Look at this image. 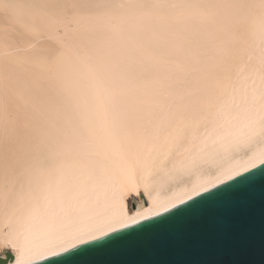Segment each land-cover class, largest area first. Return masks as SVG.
Segmentation results:
<instances>
[{"label":"snow or ice","instance_id":"obj_1","mask_svg":"<svg viewBox=\"0 0 264 264\" xmlns=\"http://www.w3.org/2000/svg\"><path fill=\"white\" fill-rule=\"evenodd\" d=\"M257 191L264 0H0V264H92Z\"/></svg>","mask_w":264,"mask_h":264},{"label":"water","instance_id":"obj_2","mask_svg":"<svg viewBox=\"0 0 264 264\" xmlns=\"http://www.w3.org/2000/svg\"><path fill=\"white\" fill-rule=\"evenodd\" d=\"M92 264H264V197L106 249Z\"/></svg>","mask_w":264,"mask_h":264}]
</instances>
